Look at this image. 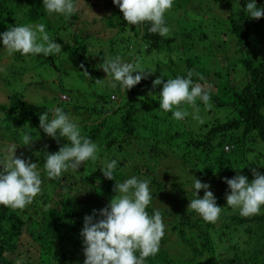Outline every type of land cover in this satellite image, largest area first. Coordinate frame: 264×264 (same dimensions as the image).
Here are the masks:
<instances>
[{"label":"trees","instance_id":"1","mask_svg":"<svg viewBox=\"0 0 264 264\" xmlns=\"http://www.w3.org/2000/svg\"><path fill=\"white\" fill-rule=\"evenodd\" d=\"M74 1L80 7L83 4ZM34 2L0 0V34L14 26H26L28 22L42 23L52 40L62 46L58 54L69 53L75 63L90 73V65L96 63V58L93 59L98 50L96 45H92L95 51H90L91 46L85 43L88 36L81 30H74L75 26L69 37L50 32L49 19L44 18V13L34 6ZM234 2L236 11L223 10L218 16L211 13L195 27H192L188 19L185 27L182 28V24L177 26V32L173 31L175 24L172 19L175 16L166 12L164 21L169 29L166 35L149 31L151 22L128 25L117 7L107 18L110 30L98 31L104 34L113 32L109 36L105 35L109 44L106 41L102 44H106L105 47L112 52V58L119 56L123 62L135 65L142 56H155L158 63L165 62L162 69L168 65L175 67L176 70L170 73V79L188 78L191 72L192 86L202 84L210 95L211 105L207 107L199 99L196 107L182 105L181 109L187 113V109L195 112L191 121L178 120L172 114L171 119L167 120L169 117L166 114L159 113L162 84L158 86V93L150 95L152 84L146 87L138 83L125 92L117 83L109 95H93V101L87 108L74 105L63 111H69L74 116L82 114L83 109L89 112V117L79 119L81 135L89 138L100 150L95 161L83 162L78 170L88 169L91 176L97 177L93 181L97 186L95 190L104 191L100 197L105 200L107 196L115 194L112 188L114 180L103 178L101 170L107 163L116 160L115 169L127 166L131 174H138L137 179L150 181L152 200L146 208L147 213L152 216L155 210H159L163 221H169L168 226L176 236L186 232L187 240L193 238L190 245L194 247L195 255L204 256L208 253V261L216 258L212 264H264V242L257 244L264 239V206L260 214L249 217H243L238 210L233 211L234 208L224 206L225 211L231 213L222 210L223 213L215 223L206 222L193 210L184 209L186 201L196 198L194 178L207 183L210 186L208 190L213 194L223 195L229 189L224 182L225 178L231 179L243 174L251 182L252 169L264 174V161L238 159L240 145L243 143L248 145L247 152L254 151L251 145L258 143L264 149V58L259 59L253 52L250 39V34L257 37L258 31L263 28L264 16L258 20L247 16L245 10L250 0H224L225 7ZM255 3L264 9V0H255ZM202 39L208 40L197 42ZM131 49L133 52L129 55ZM3 50L7 51L0 40V52ZM58 54L46 57L43 54L21 55L16 52L13 56L18 61L31 56L43 64H52ZM171 55L178 58L174 60ZM107 58L104 55L103 60ZM205 82L212 84L213 89L204 87ZM61 95L62 100L68 99L67 95ZM51 109L54 107L25 100L18 92L10 93L8 102L0 104V131L4 134L10 132L7 137H0V144L8 148L18 142L23 144L24 134H29L31 138L37 137V142H41L37 145L39 152L21 150V155L16 157L37 163L36 171L43 170L38 172L42 179L41 192L31 204L24 209L0 205V264H84L83 237L80 235L84 217L92 215L93 222L102 219L96 205L90 203L84 211H80L77 200L66 194L76 180L67 177L65 172L58 179H49L46 175L43 163L47 154L57 152L66 143L70 146L66 138L46 137L41 128L35 132L39 127L41 113L47 112L49 120L52 119ZM205 112L209 118L203 117ZM218 115L224 117L220 119ZM70 119H73L72 115ZM174 126H180L182 132H172ZM161 144L166 145L165 149H162ZM167 151L172 158L179 160L181 171L188 175L189 180L166 181L160 176L158 157L167 156ZM145 154L148 157L145 158ZM4 155V152H0V158ZM257 155L261 156L260 152ZM120 174L123 176V172ZM170 186L179 192L174 193L178 197V210L155 205V201L170 195ZM203 192V189L199 191L198 198H202ZM25 231L36 244L34 253L20 249V239ZM213 234L225 237V241H234L218 248L212 240ZM257 237L260 241L255 242ZM163 239L158 252L147 257L144 264H179L166 250ZM136 255L139 256V252ZM17 258L22 261L17 262Z\"/></svg>","mask_w":264,"mask_h":264},{"label":"clouds","instance_id":"2","mask_svg":"<svg viewBox=\"0 0 264 264\" xmlns=\"http://www.w3.org/2000/svg\"><path fill=\"white\" fill-rule=\"evenodd\" d=\"M112 3L119 7L128 25L136 26L147 21L152 25L149 31L160 35L168 33L164 14L173 6V0H112ZM43 7L49 14H63L66 17L77 11L74 0H43ZM245 11L249 18L258 20L264 16V9L257 7L255 0L247 3ZM0 40L8 55L19 52L21 55L43 54L47 57L62 50L42 23L11 27L0 34ZM100 67L113 78L111 86L115 88L119 83L125 92L150 74L139 69L138 65L123 62L119 56L103 60ZM83 73L88 76L87 71ZM191 76L189 72L188 78L176 77L162 83L163 79L157 77L153 81V88L162 84L159 107L178 120L188 114L181 109L184 104L196 107L199 99L211 107L210 95L200 84L192 86ZM51 111V120L47 112L39 115V127L49 137L55 139L58 133L59 137L70 142V146L66 143L57 152L47 154L44 162L47 177L58 179L69 169L77 171L85 161H95L99 149L89 138L80 134L78 125L61 108L56 107ZM22 140L25 146L33 142L29 134H24ZM14 149L6 159H0V205L24 209L40 194L42 179L36 171L37 163L16 157ZM116 164L117 161L112 160L101 170L105 178L113 180ZM252 175L251 182L243 174L224 180L230 189V194H226V205L238 209L243 217L260 214L261 206H264V174L252 169ZM149 183L148 179L132 177L115 184L113 191L118 194L99 211L102 219L93 222L92 215L84 217L80 233L83 237L84 264H144L147 257L158 252L165 235V225L159 210H155L152 216L146 211L152 200ZM209 187L207 183L194 178L196 198L189 202L187 209L193 210L204 221L215 223L222 207L216 204ZM201 189L204 195L198 198L196 193Z\"/></svg>","mask_w":264,"mask_h":264},{"label":"rangeland","instance_id":"3","mask_svg":"<svg viewBox=\"0 0 264 264\" xmlns=\"http://www.w3.org/2000/svg\"><path fill=\"white\" fill-rule=\"evenodd\" d=\"M35 7L42 11L44 13V18L50 21V32L52 33H59V35H63L66 37H69V35L72 33L73 29L72 27L75 26L74 30H81L84 35H87L85 39V43L90 47V51H95V46L98 48L97 53H95V56H93V59L96 58V63L94 65H90L91 72L88 73V76H86L84 72V67L78 63H75V59H73L72 56L69 55H56L55 58L52 61V64H43L37 59L36 57H26L24 60L18 61L14 58L13 54L8 55L7 51L3 50L0 52V104H6L8 102V95L13 92H18L22 94L23 98L29 102L36 103V104H45L46 106H53L54 108L59 107L62 109L72 108L74 105L78 108H87L91 105L93 101V95L97 94H107L111 93L113 91V87L111 86V82L113 78L109 75H107L103 69L100 67L101 63L103 62L104 55H107L108 58L111 57V51L107 49V43L109 44V40H107L106 36H109V32L107 34H104L102 32H98L100 30H110L108 27V17L109 15L115 10L118 6L114 5L112 3V0H78V3H83L80 7L79 4H77V1L75 3L77 7V11L72 14L70 17H66L63 14H56L52 13L49 14L46 9L43 7V0H35ZM235 2L231 6L225 7L224 0H173V6L171 7V11L168 10L167 12H170L175 17L172 19L173 25V31L177 32L179 31V28L177 26H180L181 24L183 27L186 26L187 20L189 19L192 23V27H195V25L198 24V22L202 21L203 18L209 16L211 13L215 16H218L219 12L223 10L227 11H236ZM106 6V8H104ZM79 14V15H78ZM76 21V22H75ZM75 22V23H72ZM32 24L28 22L26 25ZM263 28L260 29L258 32V36H254L253 34H250V39L252 43V50L256 54V56L260 58H264V24L262 26ZM199 29V28H198ZM198 31V30H197ZM207 33V32H206ZM106 35V36H105ZM196 35V34H195ZM219 38V37H218ZM208 39H202L197 42H204ZM106 41V44L102 45L103 42ZM222 43V41H221ZM106 46V47H105ZM102 50V52H101ZM133 50L131 49L129 52V55H132ZM52 57V55H51ZM144 58H147L145 61ZM171 58L176 60L177 56H172ZM151 65H150V64ZM165 62L158 63V59L154 56H148L144 57L142 56L141 59H139L138 63H135V65H138L139 69L144 70L146 72H150L146 76V78L142 79L139 83L145 85L146 87L148 85L151 86L152 84V91L149 93L150 95H155L158 93L159 89L157 85L155 88H153V81L157 78L164 77L162 81H166L170 79V73L172 71H175V67L164 66ZM162 69L160 72L159 70ZM136 73H133L135 75ZM213 79V77H212ZM202 85V84H200ZM160 87V86H159ZM204 87H209L213 89L212 84L205 82ZM65 94L68 96V99L62 100V95ZM61 95V96H60ZM61 97V99H59ZM188 110V114L183 118V120L191 121L192 115L195 114V112L192 113L190 109ZM64 112V111H63ZM69 118L70 115L73 116V119H71L74 123H76L79 127V119L84 117H89V112H85V109H83L82 114L75 115L73 113H70L69 111L65 112ZM75 114L77 112H74ZM160 114H166V117H169L167 120L171 119V113L164 112L163 109L159 110ZM204 118H209V114L206 112L203 114ZM213 117V116H210ZM220 119H222L223 115H218ZM40 127L35 129V132L39 130ZM29 127L25 130L27 131ZM79 129H81L79 127ZM172 129V132L181 133L182 128L179 126H174ZM185 130V128H184ZM164 131H166L164 129ZM10 133V132H9ZM9 133L4 134L3 131H0V137L4 138L9 135ZM166 133V132H164ZM4 134V135H3ZM80 134L81 131H80ZM46 137H48L46 135ZM57 137H59L57 133ZM62 139H65L61 137ZM60 139V138H59ZM5 140V139H4ZM21 141V138H20ZM32 145H23L22 143L18 142V144L11 145L10 147L6 148L3 144H0L2 147L0 149V152H4V156H1L0 159H6L14 149V155H21V150H27L28 152H37L39 149L37 148V145L40 143L37 142V137L32 138ZM37 142V143H36ZM36 143V144H34ZM7 144V142L5 143ZM18 145V146H17ZM22 147H21V146ZM162 149H165L164 144L160 145ZM27 147V148H26ZM248 147L247 144H241L240 150L238 155V159H246L248 161L252 162H263L264 161V149L262 147L261 143H258V145H251V147L254 149L252 152H247L246 148ZM26 148V149H25ZM41 148V147H40ZM100 150V149H99ZM134 151V150H132ZM137 151V149H136ZM39 152V151H38ZM260 152V155H257V153ZM167 156L160 155L158 157V170L160 176H162L166 181H173L174 179L185 181L189 180V177L186 173L182 172V166L179 163L178 159L172 158V156L167 151ZM136 156V155H135ZM140 157V156H139ZM144 157H148L147 154L144 155ZM135 158V157H134ZM138 159V158H136ZM44 164V163H43ZM88 166V165H85ZM89 167V166H88ZM43 166L39 169H42ZM43 170H39L37 172H42ZM120 172H123V176L120 174ZM65 175L72 177L74 180H76V183L74 185H70L71 190H67L66 194L70 197H73L78 202V207L80 211H84L86 209V206L88 204H94L96 207H98L99 210L106 207L109 202L107 200H110L114 197V195L118 194H112L110 196H107V198H102L100 195H103L100 190L97 189V186L94 184V180H96L97 177L91 176L88 173V169H80L77 171H73L69 169L65 172ZM67 176V177H68ZM138 174H131L130 169L127 168V166L116 168L113 172V180L114 184H120L126 181L129 178L136 177ZM103 178H105L103 176ZM107 179V178H106ZM187 182V181H186ZM180 187H182L180 185ZM183 186L182 188H184ZM112 188H114V185H112ZM171 192L169 191L170 195L165 196V198H160V200L155 201V205L159 208H170V209H177L180 208L178 203V197L175 196L174 193H179L174 187L170 186ZM172 194V195H171ZM200 193H197V197ZM226 194H230V189L226 190L223 195L219 194H213L216 199V204L220 205L222 207V210L230 214L231 212H226L225 207L226 205ZM204 195V192H203ZM203 197V196H202ZM174 200V203H173ZM162 202V203H161ZM184 203V201H183ZM174 204V205H173ZM189 202H185L184 209L187 211ZM229 206H227L228 208ZM232 208V207H231ZM238 209H233V211H236ZM262 210V206H261ZM221 211V214L223 213ZM232 211V212H233ZM239 211V210H238ZM197 214V213H196ZM197 216L201 217L197 214ZM218 221V220H217ZM216 221V222H217ZM165 225V235L163 236L164 246L168 253L177 259L179 264H212L213 260L215 261L216 258H213V260L208 261L207 256L209 255L206 253L204 256L200 255L197 256L194 254V250L192 248V245H190V241L193 240V238H188L190 240H187V233L182 232L179 235H175L173 231H171L168 226L170 223L169 221H163ZM220 229V228H219ZM184 235V238H183ZM212 240L214 244L218 246V248H222L224 244L228 242H233L234 240H227L225 241V237L221 238L218 234L212 235ZM220 237V240L219 238ZM261 237V236H260ZM263 238V235H262ZM202 239V238H201ZM197 242H199L197 239H195ZM20 249L25 250L27 252L34 253L36 252V244L31 239L28 232H24L21 239H20ZM201 241V240H200ZM260 241L257 238H255V242ZM264 242V239H262L257 244H262ZM256 244V245H257ZM253 245V244H252ZM30 248V249H29ZM82 253V252H79ZM84 257V256H83ZM207 259V260H206ZM17 262H21V259L16 260ZM208 261V262H207Z\"/></svg>","mask_w":264,"mask_h":264}]
</instances>
